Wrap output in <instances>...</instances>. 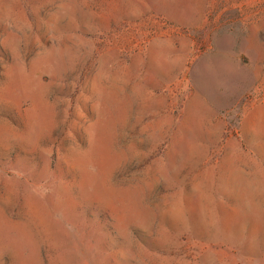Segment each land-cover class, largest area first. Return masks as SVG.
<instances>
[{
  "label": "rangeland",
  "instance_id": "1",
  "mask_svg": "<svg viewBox=\"0 0 264 264\" xmlns=\"http://www.w3.org/2000/svg\"><path fill=\"white\" fill-rule=\"evenodd\" d=\"M0 264H264V0H0Z\"/></svg>",
  "mask_w": 264,
  "mask_h": 264
}]
</instances>
